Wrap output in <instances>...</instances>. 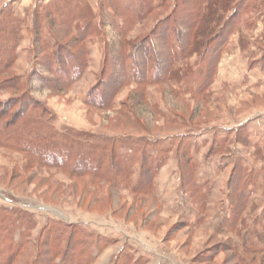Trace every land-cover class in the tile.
I'll return each mask as SVG.
<instances>
[{
    "label": "rangeland",
    "instance_id": "374dc122",
    "mask_svg": "<svg viewBox=\"0 0 264 264\" xmlns=\"http://www.w3.org/2000/svg\"><path fill=\"white\" fill-rule=\"evenodd\" d=\"M214 2L0 0V114L12 116L23 99L34 96L51 109L52 117L47 114L46 119L55 130L93 134L82 136L80 150L96 144L108 149L98 151L101 159L91 162L101 176L77 178L54 166L35 165L25 153L0 146V207L5 208L0 213V261L13 254V264H34L36 256L35 264H132L136 248L145 252L142 264H264V252L257 249L261 237L241 240L236 249L252 248L246 254L233 253L222 239L211 236L210 230L224 223L208 219L200 228H185L183 220L164 215L155 191L157 174L170 157L176 156L179 167L188 172L193 144L233 154L231 142L222 136L212 140L203 136L213 126L222 129L242 115L264 109V0ZM215 7L217 23L210 16ZM35 24L41 25L37 42ZM241 27L251 48L238 64L232 61L237 49L228 38ZM141 46L149 57L146 62L140 59L146 75L152 76L158 64L161 81L137 80L133 55L142 57ZM64 47L86 65L74 70V76L81 72L77 83L62 86L51 56L56 49L64 52ZM254 55L263 62L253 61ZM227 71L234 74L229 78L235 83L222 80ZM255 73L263 77L254 79ZM101 77L111 87L102 93L110 103L104 108L89 100ZM11 98L21 101L12 104ZM52 105L65 109L62 117ZM32 107L27 110L41 116ZM82 122L88 128L72 125ZM259 145L264 148V143L256 144V150ZM212 160L225 182L229 171ZM155 166L158 169L149 175L146 168ZM229 192L234 201L244 194L230 188ZM188 193L192 196L193 189ZM223 207H213L210 213L226 219L229 209ZM95 222L106 227L95 228ZM111 225L115 230L109 229Z\"/></svg>",
    "mask_w": 264,
    "mask_h": 264
},
{
    "label": "crops",
    "instance_id": "0c3cea01",
    "mask_svg": "<svg viewBox=\"0 0 264 264\" xmlns=\"http://www.w3.org/2000/svg\"><path fill=\"white\" fill-rule=\"evenodd\" d=\"M244 31L246 29L241 27L228 38V41L233 42L234 47L237 49V51L233 52L236 58L233 57L232 61H236L238 64L241 63L240 56L245 57L246 52L251 48L249 41L245 38ZM226 54H230V52ZM252 59L255 62H263L262 57L257 55H254ZM225 74L222 73V75ZM255 74L254 79L263 77H261L263 75L261 73ZM230 75L234 76L232 72L227 71L226 76L228 77L222 76V80L228 83H235V78H229ZM240 78L242 77L240 76ZM238 83L240 84L241 82L239 81ZM52 107L62 117L65 109L57 105H52ZM72 125L79 128H88L85 122L81 124L72 123ZM219 127V125L213 126L206 136L203 137L212 140L214 137L222 136L227 142H231L229 147L234 148L235 152L233 154L229 150L212 152L207 151L202 145L200 149H197L193 144L189 152L192 168L188 172L179 167L174 154L175 157H170L162 166L159 174H157L155 183L156 196L163 206L164 215L183 220L186 224L185 228H200L202 226L200 224L208 219L209 222L214 220L213 222L218 224L224 223L222 227H216L215 229H211V227L210 231L211 236L219 237L223 240L221 243L229 245V251L233 252L235 250V253L246 254L252 247H243V249L238 250L236 249V244H239L241 240L247 242L254 239L255 241V238L259 236L262 238V241H260L262 245L257 249L264 252V148L263 145H259L261 149H255L256 144L264 143V109L260 108L251 111L248 115H242L234 123L222 125V129H219ZM199 136H197V139ZM219 158H223L225 161H218ZM229 158L231 159L228 162ZM212 159H217L219 169L223 166L225 167L223 171H229L226 183L224 182V175L220 176L221 174L218 171L215 172V161ZM236 171L238 175H236ZM233 174L234 178L231 181ZM229 188L230 190H240L244 194H241L236 201L230 200ZM191 189L194 191L192 196L188 193ZM219 205L229 209L226 219L221 214L213 215L210 213L211 208ZM94 224L95 228L106 227L100 222L97 224L95 222ZM109 227V229L115 230L113 225ZM143 239L151 245L146 235ZM142 244L148 246L144 243ZM134 252L135 257L132 264H142L146 258L143 261H140V259L142 255H145V252H141L136 248H134ZM138 261L140 262L138 263Z\"/></svg>",
    "mask_w": 264,
    "mask_h": 264
},
{
    "label": "trees",
    "instance_id": "16d2710c",
    "mask_svg": "<svg viewBox=\"0 0 264 264\" xmlns=\"http://www.w3.org/2000/svg\"><path fill=\"white\" fill-rule=\"evenodd\" d=\"M216 1L217 0H215V2L213 3L214 5H216L215 4L217 3ZM230 1L231 0H222V3H226V5H228ZM217 11L218 10L216 8L211 10L210 13V16L212 18L211 21L215 23H217V21H219L220 18ZM199 18L201 19V21L204 19L203 16L201 17L199 16ZM62 19L63 20L66 19L65 16H62ZM222 23L219 25L218 28V30L220 29L221 32L223 30V25H224V23L223 24ZM40 26L38 24H35V28L37 31L35 38L36 42L37 40L40 39L41 36V33L39 32V28H41ZM213 29L214 28H209V27L207 28V30L209 31H213ZM201 30H202L201 28H198V31ZM82 37H83L82 38L83 41L87 39L85 38V34ZM198 44L200 43L198 42ZM60 45L63 44L61 43ZM108 46L109 48H111L110 44ZM144 48L145 47L141 46L139 50L141 51V53H143L142 57L138 55L139 53L138 54L135 53V55H133L134 63L132 65V69L137 72L138 74L137 78H139L136 79L142 83H149L152 82L153 80L157 82L161 81L163 79L162 78L163 75L160 74L162 68L160 65L156 64L154 74H152V76H147L146 69L144 68V66H142V64H140L141 58H143L144 62H146L149 58L147 56L148 54L144 52L145 50ZM55 51L56 52L53 53L54 55H52L51 58L57 62L56 63L57 67H55V69L57 70L59 69V72L56 74L57 77L61 79L60 83L62 84V86L68 85L70 83L72 84L81 75V72H78V74L74 76L73 74L74 70L75 69L80 71L81 69L83 70L86 65L85 64L86 60H84L85 63L82 61H78L76 58L77 55L69 47H64V52L61 53L60 51L59 54L57 53V49ZM136 51L138 50L136 49ZM175 54H176L175 51H173L171 55L174 56ZM103 61H104L103 74L105 75L107 73L106 66L109 61L108 53L105 54ZM155 62L158 63V60L155 59ZM71 63H76V64L71 66ZM164 63L167 62L165 61ZM50 84L52 85V91L57 90L54 89V85H56L57 82L53 81ZM110 88H111L110 86H107L106 79L104 80V78L101 77L99 83L94 87V89L91 90L89 94V100L91 102V105H97V107H102V108L109 107L110 105L109 100H105V98L102 97V93L105 94V92L109 91ZM97 98H99L100 102L105 104L104 105L100 104ZM15 101H17L18 103L21 101V98H11L9 102L12 103ZM21 103L23 104V106H20V108H18L14 112V114H12V116L7 114L5 115L0 114V146L1 147H5L8 149L25 153L27 157L30 159V162H32L35 165L44 166V167L54 166L64 171H68L72 177L78 178V177H83L85 175H90L91 177L97 178L101 176L98 173V170H96V167L92 165L91 162L98 161L101 159V156L100 154H98V151L101 150L108 151V149L100 144H96V146H90L80 150V146H81L80 140L82 136L85 135L93 136V134H87L85 132H77L72 129H68L66 132H59L58 130H55L53 126L50 124V121L46 119L47 114L48 116L50 115V117L52 116L50 111L51 109L46 105L44 100L34 98V96L33 97L30 96L28 99H23ZM31 105H33V107L36 106L37 109L40 110L41 116L35 110H31V111L27 110L28 107ZM50 119H54V118H49V120ZM108 139L118 140V138L115 137H109ZM107 143L111 144L112 146L115 145V142L112 141L111 142L107 141ZM115 148L116 147L110 149L112 151V154L115 153L116 151ZM146 169L147 171H149V175H154L155 171L158 168L157 166H155L152 169L149 168ZM128 170H130V168ZM1 210L5 211V208L0 207V213ZM18 211H21V213L23 214L28 213L25 209L20 210L19 208ZM13 227L14 225L12 227H8L7 230L12 229ZM2 239L3 238H1L0 236L1 245H3L1 241ZM16 251L18 250L16 249ZM13 256L15 255L9 254L8 257L5 258V260L0 261V264H13L16 261V259ZM37 259L38 258L36 256L34 259V264L37 263ZM43 264H47V263H43Z\"/></svg>",
    "mask_w": 264,
    "mask_h": 264
}]
</instances>
